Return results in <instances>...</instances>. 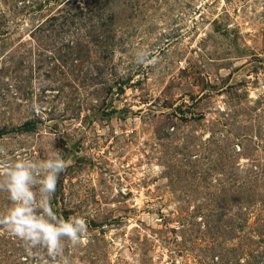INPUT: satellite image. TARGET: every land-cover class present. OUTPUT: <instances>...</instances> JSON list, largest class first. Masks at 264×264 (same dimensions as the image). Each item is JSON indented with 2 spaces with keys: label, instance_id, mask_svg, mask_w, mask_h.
<instances>
[{
  "label": "rangeland",
  "instance_id": "374dc122",
  "mask_svg": "<svg viewBox=\"0 0 264 264\" xmlns=\"http://www.w3.org/2000/svg\"><path fill=\"white\" fill-rule=\"evenodd\" d=\"M56 152L69 264H264V0H0V160Z\"/></svg>",
  "mask_w": 264,
  "mask_h": 264
},
{
  "label": "clouds",
  "instance_id": "9594fccd",
  "mask_svg": "<svg viewBox=\"0 0 264 264\" xmlns=\"http://www.w3.org/2000/svg\"><path fill=\"white\" fill-rule=\"evenodd\" d=\"M66 168L59 152L43 160L27 156L0 160V192L7 193L11 204L0 212V226L19 237L29 250H44L51 260L59 258L63 264H69L64 258L65 242L76 246L88 232L85 218L66 219L53 210L52 197Z\"/></svg>",
  "mask_w": 264,
  "mask_h": 264
}]
</instances>
